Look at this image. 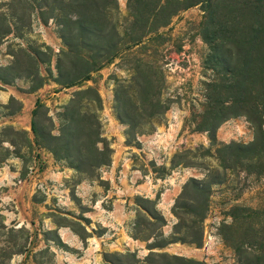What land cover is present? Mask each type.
Here are the masks:
<instances>
[{"label":"trees","instance_id":"1","mask_svg":"<svg viewBox=\"0 0 264 264\" xmlns=\"http://www.w3.org/2000/svg\"><path fill=\"white\" fill-rule=\"evenodd\" d=\"M197 6L203 11L200 35L208 48L204 67L212 77L205 84V104L194 130L208 134L219 168L208 170L204 179L192 177L183 185L172 208L176 223L170 235L163 231L167 220L158 210L160 196L155 200L137 196L132 237L146 242L149 254L140 259L135 252H107L103 255L105 264H207L162 250L178 243L202 246L213 188L224 183L225 172L244 170L251 174L264 170V0H128L129 16L124 21L117 20L118 0H10L0 7V43L13 35L23 38L36 14L44 25L50 21L56 24L63 45L56 55V75L51 68L55 54L50 46L37 42L26 47L15 45L9 53L12 62L0 67V82L13 85L24 80L29 83V93L37 92L49 81L62 89L77 88L61 108L57 129L48 114H40L44 105L38 100L32 112L33 141L25 131L11 127V134L21 137L27 149L46 150L81 176L99 178V172L112 164L114 149L103 134L102 97L97 88L85 87V83L123 54H146L154 42L163 38L161 30L180 13ZM153 63L136 58L131 77L116 79L114 111L127 127L128 144L143 134L140 128L168 110L162 100L165 76ZM238 117H246L253 125L254 140L248 144H220L218 129ZM12 145L15 149L8 150L6 160L11 155L22 157L17 145ZM229 217L232 223L222 234L238 264H264L263 214L234 206ZM0 228L7 227L2 223ZM82 228L84 238L87 232ZM50 234L57 239L56 231ZM25 253L28 249L22 247L11 255ZM49 253L47 245L33 256L41 259Z\"/></svg>","mask_w":264,"mask_h":264},{"label":"rangeland","instance_id":"2","mask_svg":"<svg viewBox=\"0 0 264 264\" xmlns=\"http://www.w3.org/2000/svg\"><path fill=\"white\" fill-rule=\"evenodd\" d=\"M8 1L10 0H0V7ZM118 1L117 20L124 21L129 16L128 0ZM202 19L203 11L200 6L180 13L172 20L169 27L160 31L163 38L154 42L146 54L138 51L132 52L133 54H123L113 64L95 74L92 81L85 83V87L97 88L102 97L103 109L100 112V117L103 134L111 141L114 149L112 164L99 172L101 176L99 178H85L70 168L66 162L56 161L48 151L36 147L31 150L27 149L21 137L11 134L13 133L12 128L17 131H25L33 141L32 112L35 110L38 100L44 105L40 114H48L53 119L57 129L60 125L59 113L61 108L69 102L77 88L62 89L53 81H49L42 89L29 93L27 90L29 83L24 80H18L13 85H5L0 82V141H3L0 142V166L9 160L13 161L10 163L20 167V173L24 176L32 174L38 165L41 167L44 164L49 166L47 163L49 161L47 156L49 155L51 164L56 165V169L65 168L72 173L61 183L75 200L76 205H72L75 210H71L68 216L62 215L60 212L48 214L42 212L45 210V205L47 207L51 205L44 203L49 196L51 199H56V195L61 194L59 190L48 187L51 182L46 180L44 186L40 190H36L34 196H31L33 189L30 187V191L26 194L27 200L23 201L22 199L19 209L22 212L20 222L27 224V220H36L38 224L43 219V215H50L56 224L67 225L78 234L85 236L82 228L84 218L82 214L77 213L93 210L90 201L93 199L91 196L96 193L95 190L80 189L82 199H86L87 203L82 205L75 196L79 190L78 186L83 182H86V185L93 182L95 183L94 186H99L101 191L106 192L110 188V182L116 180L118 174L111 167L118 165V163H127L128 169L132 168L139 172L136 177L132 176L130 180L133 181V184L139 183L142 186L138 191L140 193L131 194L130 192L129 194L125 192L122 194L126 200L120 204L122 213L124 210V215L116 223L121 222L124 226L128 225L132 237L137 217L135 198L143 196L155 200L157 196H160L158 210L167 220V225L163 231L165 235L172 233L173 225L176 223L172 208L182 191L183 185L192 177L204 179L208 170L219 168L215 147H211L208 134L194 130L195 121L202 113L205 104V84L212 77L211 72L204 67L208 48L200 35ZM32 42L46 44L53 49L55 57L51 68L56 75V55L63 48L58 35V28L53 21L44 25L36 14L33 15L32 25L30 29L25 30L23 38L13 35L0 43V67L12 62L13 57L9 53L15 45L21 44L26 47ZM136 58L153 61L154 66L162 69L165 76L162 100L166 103L168 110L150 125L140 128L139 133L143 134H139L137 138L132 139L131 144H128L127 127L118 120L114 111L116 79L124 80L131 77V67ZM45 69L46 66H43L42 72L46 75ZM12 98L17 101L11 102ZM217 138L220 144L231 142L248 144L254 140L255 131L246 117H238L222 124L217 131ZM12 144L17 145L22 157L11 155L6 160L8 150L12 152L15 149ZM178 163H182V165L176 166ZM162 169H165V172H162ZM13 186L17 188L20 185ZM15 188L10 193L7 192L8 188L6 189V187L1 189L0 198L5 193L9 196L17 195L19 190L16 191ZM14 197L18 198V196ZM112 202L113 200L109 198L103 202V205L113 208ZM15 206L12 202L2 204L0 200V227L2 223L7 227L6 229L0 228V264H58L51 249L50 253L41 259H35L33 256L34 253L46 248L43 246V240L45 243L48 242L45 238L57 245V239L55 235L50 234L51 231L50 233L47 232L48 234L43 233L42 237H39V233L36 231L37 226L36 228L33 226L27 228L22 225L21 228L24 231L18 232V229L21 228H17L16 220L8 222V224L5 223L7 218L1 212L13 211L16 209ZM234 206L255 209L264 216V170L251 174L244 170L225 172L224 183L213 188L210 210L203 225L202 246L196 247L178 243L170 245L162 251L207 264H238L234 250L225 243L222 234L226 231L225 226L232 223L229 213ZM19 210L14 211L18 212ZM12 228L17 230L11 232L9 229ZM135 241L138 243L133 249L124 252L119 251V253L135 252L140 259H144L149 254L146 247L147 243L141 240ZM22 247L28 249V254L25 253L23 256H21L22 254L11 255L17 253ZM35 247L40 248L34 251L33 248Z\"/></svg>","mask_w":264,"mask_h":264},{"label":"crops","instance_id":"3","mask_svg":"<svg viewBox=\"0 0 264 264\" xmlns=\"http://www.w3.org/2000/svg\"><path fill=\"white\" fill-rule=\"evenodd\" d=\"M47 156V163L49 166L43 165V167L38 165V168L32 174H26L22 176L20 173V167L12 165L13 161H8L4 165L0 166V190L5 188L7 192L10 193L14 190L13 185H20L15 188L19 190L17 195H10L5 193L3 197L0 198L2 204H8L12 202L15 204L14 210H19L21 208V201H26V194L30 191L32 187L33 192L31 196H34L36 190H40L44 186L46 180H50L51 183L48 184V187L52 189L59 190L61 192L56 195V199L47 198L45 204H51L50 207L45 205L44 213L60 212L62 215L68 216L72 208V205L75 204V200L68 194V191L62 181L66 180L70 176L71 171L60 168L56 169V165L53 166ZM18 162V161H16ZM55 164V163H54ZM114 171H117L116 180L110 182V188L106 192L101 191V187L94 186L95 183L86 182L81 183L78 187L77 193L75 194L77 200H80L82 205L87 204L86 199H82L80 194V189H91L95 190V195L91 196L92 201L91 207L92 211H82L77 214H82L83 226L87 232L86 237H82L80 234L75 232L71 227L67 225H58L53 221L50 215H43V219L36 223V220H27L26 222L21 221V210L17 211H3L1 214L6 216L8 222L15 221V224L18 225L17 228H21L22 225H25L27 228L33 226L36 228V231L39 233V237H42L43 233L50 231H56L58 244L54 243L51 240H48L47 243L43 240V246L47 245L50 247L51 251L55 254V260L58 264H105L104 262V253L106 252H115L120 251L124 252L126 250H131L138 242L135 241L129 232V226H124L121 222L116 223L119 218L123 217L122 209L120 204L126 200L123 198L125 192L134 194V192L140 193L139 188L142 184L132 183L131 177L137 176L139 173L137 170L132 168L128 169L127 163H118V165H113L111 167ZM110 180V179H106ZM5 190V189H4ZM102 192V193H101ZM112 193V195H110ZM22 194V197H21ZM94 194V193H93ZM14 196H18L15 198ZM21 197V198H20ZM14 198V199H13ZM113 200V208L110 206L103 205L107 199ZM32 217V215H31ZM114 219V221H112ZM33 224V225H32ZM33 230V229H32ZM43 247V248H44ZM40 247L33 248L34 251H37ZM23 256V255H21Z\"/></svg>","mask_w":264,"mask_h":264}]
</instances>
